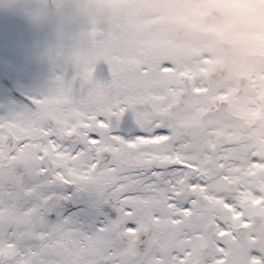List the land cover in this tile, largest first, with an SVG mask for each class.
Instances as JSON below:
<instances>
[{"label":"flooded vegetation","instance_id":"af4514ba","mask_svg":"<svg viewBox=\"0 0 264 264\" xmlns=\"http://www.w3.org/2000/svg\"><path fill=\"white\" fill-rule=\"evenodd\" d=\"M234 1L247 7L235 11L217 1L218 11L197 20L188 12H167L168 17L155 18L159 27L151 32L136 15L133 31L146 41L134 63L121 64L123 90L136 95L121 107L134 115L123 125L136 132L133 209L138 230L155 224L157 238L166 219L164 232L169 220L177 228L167 243L181 238L162 256L164 264H264V0ZM97 86L99 96L106 93L105 81ZM32 92L33 107L13 105L0 133V173L24 172V185L39 180L47 166V137L60 133L54 128L46 134L44 103L38 104ZM109 107L108 102L106 108L92 109L110 118ZM76 131L82 136V129ZM86 132L93 147L108 138L110 124H91ZM51 151L60 158V150ZM115 154L120 176L121 159ZM53 168L43 187L50 189L57 177V165ZM94 181L89 196L103 198L107 181ZM38 190L26 189L24 201L37 197L44 217L45 200L60 195L59 189L45 197ZM56 210L54 219L60 213Z\"/></svg>","mask_w":264,"mask_h":264},{"label":"rangeland","instance_id":"374dc122","mask_svg":"<svg viewBox=\"0 0 264 264\" xmlns=\"http://www.w3.org/2000/svg\"><path fill=\"white\" fill-rule=\"evenodd\" d=\"M47 1L53 4H47ZM152 1L143 5L142 0H0V106H24L13 96L12 87L19 91L26 89L32 94V91H36L37 103H45L41 106L48 116L53 117L60 132L72 131L76 125L86 128L85 124H89L94 109L106 108L108 102L121 103V99L125 98L118 86L121 63L127 66V59L134 60L132 57L146 40L136 38L123 42L124 38H128L124 33L127 23L123 14L126 11L134 14L140 11L138 22L145 24L153 18L149 14L154 11ZM162 1L165 2L161 0L156 11H185L195 16L206 10L207 4L217 0H176L174 4H163ZM234 3V0H223L224 5ZM242 4L239 2L238 6L242 7ZM129 42L131 44L128 46L133 49L123 51V45ZM150 42L156 44L155 41ZM34 74H39L41 79L35 80ZM84 77H88L87 81ZM106 78L107 88L116 89L113 93L99 96L100 89L95 85ZM8 80L12 81L11 87L3 82ZM69 89L85 94L74 96L68 92ZM91 100L94 109L87 107V102ZM123 108L115 113L116 109L110 106L108 111L121 120ZM6 119L5 113L0 111V125L7 126ZM42 124L49 129L47 121ZM86 134L79 143L64 141L59 137L46 140V150H49V146L61 149L60 158H56L65 181L60 189L61 196L64 200L71 201L75 197L79 201L72 206L68 202L62 206L57 237L49 236L50 224L42 217L39 203L33 199L21 204L16 201L20 173L8 170L0 173V264L136 263L132 256V240L128 239L134 237L137 228L132 205L135 197L122 188L129 182H132L130 186H134L133 133L121 131V135L110 137L103 143L117 151L121 167L126 169V172L121 171V201L124 203L127 200L129 206L121 204L117 212L120 216L115 218L120 228L114 235L110 217L93 208L99 197L95 199L90 196L91 200L85 198L87 203L81 201L82 192H88L87 186L94 173L93 151L91 145L85 142ZM17 153L20 154V151ZM118 166L120 163L98 172L93 178L97 183L99 180L109 183L117 175ZM108 172L112 174L107 175ZM41 183L43 180H33L25 184V188L39 187V196L45 197L49 190ZM97 186L102 188L101 185ZM105 198L106 195L103 200ZM166 221L161 224L158 246L144 264H160L159 259L168 252L165 241L177 228L169 220V231L164 232ZM121 235L125 236L124 242L120 239ZM68 239H71L72 247L68 245ZM25 240L28 242L22 244ZM115 241H119L120 253L114 249ZM180 241L181 238L175 237L170 245L177 246ZM63 250L69 252L72 258H65Z\"/></svg>","mask_w":264,"mask_h":264},{"label":"water","instance_id":"95a60500","mask_svg":"<svg viewBox=\"0 0 264 264\" xmlns=\"http://www.w3.org/2000/svg\"><path fill=\"white\" fill-rule=\"evenodd\" d=\"M113 230H114V228H113Z\"/></svg>","mask_w":264,"mask_h":264}]
</instances>
